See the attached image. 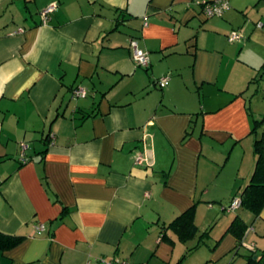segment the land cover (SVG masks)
Wrapping results in <instances>:
<instances>
[{"label":"crops","instance_id":"0c3cea01","mask_svg":"<svg viewBox=\"0 0 264 264\" xmlns=\"http://www.w3.org/2000/svg\"><path fill=\"white\" fill-rule=\"evenodd\" d=\"M230 4L207 17L191 0H0V231L24 235L0 249V264L264 257V208L241 205L222 239L210 233L191 251L200 237L192 245L166 227L203 199L207 213L234 212L255 168L264 0ZM234 29L245 38L230 41ZM132 39L149 51L147 68L134 67ZM111 68L131 75L121 91ZM237 214L248 223L241 246L228 231Z\"/></svg>","mask_w":264,"mask_h":264},{"label":"trees","instance_id":"16d2710c","mask_svg":"<svg viewBox=\"0 0 264 264\" xmlns=\"http://www.w3.org/2000/svg\"><path fill=\"white\" fill-rule=\"evenodd\" d=\"M133 56V55H132ZM135 61V60H134ZM136 63V62H135ZM147 68V67H145ZM264 70V65L262 66ZM161 86V85H160ZM163 87V86H161ZM264 124V114L261 118H254L252 132L258 129V125ZM254 151L256 154V164L250 181L243 187L240 196L242 198V206L254 214L258 215L264 208V135L263 132L256 136L254 141ZM196 207L195 202L186 210L181 212L166 227L171 228L181 241H188L194 238L199 232L198 224L196 223ZM228 231L232 232L237 240V246L243 244V239L248 231V223L242 216L237 214L231 224L228 226ZM210 234V230L206 229L200 234V240L194 246L189 248V251L196 248ZM24 235L7 234L0 231V249L5 250L17 245ZM247 256V264H264V257L256 258L253 251L245 254Z\"/></svg>","mask_w":264,"mask_h":264},{"label":"built area","instance_id":"2783aa9c","mask_svg":"<svg viewBox=\"0 0 264 264\" xmlns=\"http://www.w3.org/2000/svg\"><path fill=\"white\" fill-rule=\"evenodd\" d=\"M192 2L201 6L203 13L207 17L222 15L227 9L230 8V0H191ZM57 8V3L53 2L47 5L44 9H42L41 14L44 22L48 19L49 13L54 11ZM245 38V35L241 29H234L228 34V39L230 41L242 40ZM131 47L133 51V59L136 62L137 66L148 67L150 64V53L148 50L140 47L136 40L132 39ZM171 79L170 74H165L158 79V83L161 86H166ZM73 94L75 96H84L86 94V90L83 87H75L73 90ZM26 148V145H23ZM143 153H137L135 155V162L139 163L144 160ZM242 205V198L240 195H235L230 203L227 205L228 210H235ZM43 224H38V228H43ZM99 261H102L105 264H127L125 259H122L118 256L113 257L111 259H107L105 257H100ZM99 261H88L87 264H98Z\"/></svg>","mask_w":264,"mask_h":264},{"label":"rangeland","instance_id":"374dc122","mask_svg":"<svg viewBox=\"0 0 264 264\" xmlns=\"http://www.w3.org/2000/svg\"><path fill=\"white\" fill-rule=\"evenodd\" d=\"M132 62H133L134 67H135L136 63L133 59V56H132ZM139 68L144 69L145 67L139 66ZM105 75L109 80H111V82L118 80V83L116 84V91H121L122 88L124 89L126 87V83L131 81L130 80L131 75L123 77L122 74L119 73L115 68H111V72H107ZM261 81H262V84L264 85V72H263V78ZM261 88H263V87H261ZM75 98H78V97L76 96ZM88 98L91 99L90 95ZM260 108H263V112H264V100L260 101ZM257 116L260 117L261 113H259V115H257ZM231 182H232V179H231ZM220 186H221L220 180H219V182L211 183L209 186L210 191H211L210 194H213L214 192L219 191ZM207 203H208L207 199H203V201L200 203V205L196 207V223H198L200 225L201 230H204L205 228H209L210 233H211V238H210V236L209 237L207 236L206 240H208L209 238L212 239V235L216 232H217V234H220L219 237L222 239L223 231L225 230L228 222L231 221L233 215L236 212L234 210H231L234 212H231L230 214L228 213L227 216H225L226 212L223 213V211H221V210L218 211V213H216V211H213L211 213H207V211L205 210V208L208 207ZM216 203H220V202L216 201ZM201 207H203V208H201ZM228 216L231 217L230 220L228 219ZM199 236H200V233L197 234L194 238L190 239L189 243H191L193 245L196 242H198ZM220 238H219V240H220ZM213 240H215V239H213Z\"/></svg>","mask_w":264,"mask_h":264}]
</instances>
